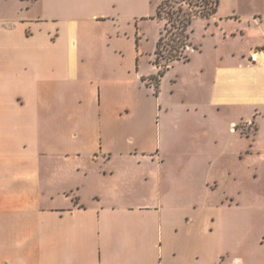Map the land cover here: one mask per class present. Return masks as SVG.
I'll return each instance as SVG.
<instances>
[{
  "label": "crops",
  "instance_id": "0c3cea01",
  "mask_svg": "<svg viewBox=\"0 0 264 264\" xmlns=\"http://www.w3.org/2000/svg\"><path fill=\"white\" fill-rule=\"evenodd\" d=\"M163 1L0 0V264H264V0Z\"/></svg>",
  "mask_w": 264,
  "mask_h": 264
},
{
  "label": "trees",
  "instance_id": "16d2710c",
  "mask_svg": "<svg viewBox=\"0 0 264 264\" xmlns=\"http://www.w3.org/2000/svg\"><path fill=\"white\" fill-rule=\"evenodd\" d=\"M183 4H186L189 8L187 12L184 11ZM217 7L218 0H164L158 6L154 17L162 23L165 20L166 23L163 24V28L160 31L154 52V64L160 68L157 75L150 78L155 93L157 92L161 78L174 61L182 60L186 62L189 60L188 55L184 54V50L191 46L190 26L192 20L196 17L208 18L212 16L215 14ZM193 8L201 10H194ZM167 29L170 30L172 36L170 41L165 44L168 54L166 58L163 57V65H160L158 58H162L160 51L164 42L163 32Z\"/></svg>",
  "mask_w": 264,
  "mask_h": 264
},
{
  "label": "rangeland",
  "instance_id": "374dc122",
  "mask_svg": "<svg viewBox=\"0 0 264 264\" xmlns=\"http://www.w3.org/2000/svg\"><path fill=\"white\" fill-rule=\"evenodd\" d=\"M183 8H184V11L187 12L189 10V8L187 7L186 4H183ZM194 10H201L199 8H193ZM166 23V21L164 20L163 21V24ZM160 24H162V22H160ZM163 24L162 26L159 27V30L161 31L162 28H163ZM204 26L202 25V23L200 21H197V23L195 24V27H191V32L193 31V39H194V42H195V46L199 48V45H207V47L209 46V44H206V43H209L208 40L209 39H203L202 35H203V31H204ZM159 31V32H160ZM172 36V33L170 32L169 29H167L166 31L163 32V46H162V50L160 51V56H162V58H158V63L160 65H163L164 63V60H163V57L166 58L167 57V54H168V51L166 50L165 48V44L167 42L170 41V38ZM149 47H150V42H149ZM190 51V48L188 49H185L184 50V54H188V52Z\"/></svg>",
  "mask_w": 264,
  "mask_h": 264
}]
</instances>
